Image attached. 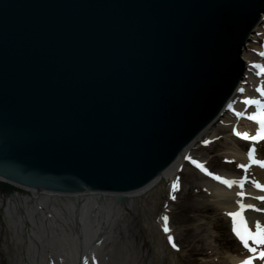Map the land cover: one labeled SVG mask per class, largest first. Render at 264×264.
<instances>
[{
	"label": "water",
	"instance_id": "1",
	"mask_svg": "<svg viewBox=\"0 0 264 264\" xmlns=\"http://www.w3.org/2000/svg\"><path fill=\"white\" fill-rule=\"evenodd\" d=\"M263 12L264 0H0V176L41 195L146 186L217 120Z\"/></svg>",
	"mask_w": 264,
	"mask_h": 264
},
{
	"label": "bare ground",
	"instance_id": "2",
	"mask_svg": "<svg viewBox=\"0 0 264 264\" xmlns=\"http://www.w3.org/2000/svg\"><path fill=\"white\" fill-rule=\"evenodd\" d=\"M260 18L262 19L255 26V32L250 35V40L241 49L240 57L246 65V73L244 72V78L240 81L236 95L231 97L228 109L224 111L223 108L221 111L224 114L223 112L219 114V120L215 119L210 123L184 148L173 164L146 186L121 194L96 193L93 197H69V194L61 192L40 196L39 190L28 186L19 188L17 184L6 182V179L0 176V182L9 183L20 191V193L13 192L8 198L0 193V235L2 233L3 238L7 239L9 246H5V251L14 257V264H144L139 256H135L137 258L135 259L129 255L126 244L117 247L119 238L127 234L126 227L129 217L138 213L139 210L146 219L145 226L149 233L154 231L163 241L166 247L164 252L167 253L169 251L167 249H173L168 241L170 232L165 233L164 231L165 223L155 222V208L161 203L162 196L171 188L176 177L188 164L189 159L193 158L192 155L195 152L219 140L221 131L228 129L231 125H234L237 132L240 127L244 130L249 128V123L244 120L239 121L233 113L239 112L240 109H250L251 106L245 105L243 101L249 96L251 98L261 97L256 89L259 86L264 88L262 84L264 79L259 81L255 89L252 87L256 75L254 76L252 72L255 60L250 47L264 36V12ZM258 50L261 54L263 48H258ZM261 78H264V75ZM259 100L264 102V97ZM224 138L232 147L229 149L231 152H228V158L235 159L241 165H248L246 169L248 171L255 170L247 153L239 149L231 137ZM198 170L203 173L200 169ZM260 174L262 182L259 181L256 184L264 186V173ZM218 177L228 181H244L242 186L233 184L229 187L224 183H218L219 180L217 182L212 180L213 182L207 185L206 188L218 198L219 207H222V210L228 213L239 211L241 203L264 209V202L257 199V197L264 196V191L255 187L246 175L234 179L228 175ZM237 193L242 195H237ZM119 197L123 198L125 206L116 201ZM242 216L247 226H249L248 218L250 219L251 216L257 219L256 222L264 225V211L249 208L242 213ZM22 250L25 252L24 257L20 253ZM140 255L145 256V253H140ZM152 258L150 264H164L165 258L159 250L152 249ZM242 260L245 259L236 256L228 257L230 264H240Z\"/></svg>",
	"mask_w": 264,
	"mask_h": 264
},
{
	"label": "rangeland",
	"instance_id": "3",
	"mask_svg": "<svg viewBox=\"0 0 264 264\" xmlns=\"http://www.w3.org/2000/svg\"><path fill=\"white\" fill-rule=\"evenodd\" d=\"M259 45L260 43L250 47L254 59L258 58ZM255 86L256 84L253 83L252 87ZM233 128L234 125H231L228 129L221 131L219 140L201 147V150L192 155L193 158L190 161L191 163L196 161L200 166L203 165V170L202 168L200 170L207 175L213 177L228 175L232 176V179L246 175L249 181L256 184L262 180L261 174L256 169L245 170L239 167L241 165L239 162L228 158V152H231L229 149L232 147L229 142L225 141L224 137L226 136L231 137L239 149L247 152L249 148H252V146L239 142L233 136ZM254 149L253 158L264 160V144ZM212 180L188 162L173 182V184H177L176 190L173 191L172 185L162 196L161 203L156 206L155 222L163 221L165 223L162 217L167 216V227L172 237L173 249H167L169 251L164 252L166 247L163 241L154 231L149 233L145 226L146 219L140 210L129 217L126 227L127 234H123L119 238L117 247L126 244L125 246L130 252L129 255L135 259H137L135 256H139L144 264H150L153 259V248L161 252L165 258L164 264H230L228 261L230 256L248 259L255 253L248 252L233 234L231 217L227 215V211L219 207L215 194L207 190L206 187L210 185V182H213ZM256 220L253 216L248 218L252 231L255 230ZM153 229L155 230L156 227L154 226ZM153 229L151 228V230ZM249 245L257 247V252L264 249V246L253 245L251 241H249ZM5 246H9V244L5 242ZM0 248L4 249L2 238H0ZM20 253L21 256H25L23 250ZM140 253H145V256H141ZM0 257L2 264H9L6 252L0 253ZM137 263L139 262L137 261ZM252 264H264V261Z\"/></svg>",
	"mask_w": 264,
	"mask_h": 264
},
{
	"label": "snow or ice",
	"instance_id": "4",
	"mask_svg": "<svg viewBox=\"0 0 264 264\" xmlns=\"http://www.w3.org/2000/svg\"><path fill=\"white\" fill-rule=\"evenodd\" d=\"M264 55V53H262ZM254 67L260 69L258 74L264 73V67L260 65H255ZM240 91H243V89H240ZM257 92L260 93L261 97H264V88H257ZM245 105H251L255 107V111L252 112L250 115H248L246 118L249 120H253L259 127L257 128L256 135L254 136H249L247 133H239L236 131L235 128H233V134L239 136L241 139L245 140H252V141H259V140H264V102L259 99H246L243 101ZM237 117L240 118L244 116V113H236ZM255 149L254 148H249L247 151V156L249 160L252 163H255L259 165L260 167L264 168V161H259V160H254L253 155H254ZM198 167H201L200 165H197ZM239 167L244 168L245 170L247 169L248 165H239ZM203 170V168H202ZM210 174V173H209ZM214 179L219 180L221 183L226 184L227 186L231 187L233 184H239L240 186L243 185V180L241 181H228V180H223L222 178L218 176H214ZM173 191L176 190L177 184H173ZM255 187L260 189L261 191H264V186L260 184H255ZM237 195H242L241 193H237ZM173 199L175 197H172ZM257 199L261 200L264 202V196L257 197ZM253 209L255 211H264L262 208H256L253 205H245L243 203L239 204V211L236 212H231L227 213L231 217V229L233 234L239 239L240 243L243 245V247L250 253H256L257 252V247H251L249 245V241L252 242L253 245L256 246H264V225H261L260 222H257L255 224V230L252 231L248 228L247 223L242 216V213L246 209ZM162 219L165 221V227L164 231L165 233L169 232V229L167 227V216L162 217ZM168 241L169 243H172V237L169 235L168 236ZM173 247H175V244H173ZM254 258H258L261 260H264V251H260L258 256H250L248 259L242 260L240 264H252V260Z\"/></svg>",
	"mask_w": 264,
	"mask_h": 264
}]
</instances>
